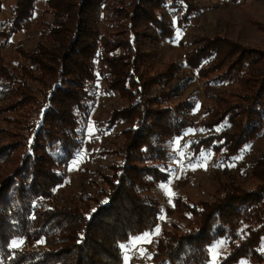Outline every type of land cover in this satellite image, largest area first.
Returning <instances> with one entry per match:
<instances>
[{
  "label": "trees",
  "instance_id": "1",
  "mask_svg": "<svg viewBox=\"0 0 264 264\" xmlns=\"http://www.w3.org/2000/svg\"><path fill=\"white\" fill-rule=\"evenodd\" d=\"M106 1L46 0L52 22L37 46L16 48L23 62L0 60V264H125L123 247L160 227L153 192L170 179L177 138L196 126H223L190 147L230 160L264 127V50L225 36L197 41L187 66L225 87L196 123L195 103L175 102L181 88L172 83L182 65H157L175 35L166 0ZM177 1L184 25L198 8ZM37 2L14 0L13 20L0 30L4 45L31 20ZM95 60L104 92L122 101L105 124L107 131L122 125L110 152L119 162L97 172L95 194L59 200L54 193L84 146ZM250 178L256 184L249 188L229 178L210 199L176 198L175 211L186 220L161 229L150 256L135 264H210L216 247L214 264H264V153ZM14 241L22 245L12 247Z\"/></svg>",
  "mask_w": 264,
  "mask_h": 264
},
{
  "label": "rangeland",
  "instance_id": "2",
  "mask_svg": "<svg viewBox=\"0 0 264 264\" xmlns=\"http://www.w3.org/2000/svg\"><path fill=\"white\" fill-rule=\"evenodd\" d=\"M111 1L113 0H107L105 4ZM191 1L198 8V12L191 15L184 25H179L178 19L184 14L185 8L177 0H166V12L174 22L175 35L163 44L157 65H182V70L172 83V86L181 88V95L175 102L193 101L195 108L191 118L197 123L202 120V111L211 105L212 98L223 94L225 84L202 79L197 70L187 66V53L198 47L199 39L216 36H225L249 48L264 50V0ZM2 3L0 30L13 20L14 0H3ZM46 8V0H38L33 17L24 24L22 30L13 34L5 45L0 39V60L7 65L23 62L16 48L31 50L37 46L43 33L48 30L47 24L52 22V18L45 14ZM103 14L104 5L101 10V26ZM95 67L98 80L91 87L94 104L83 126L84 146L77 158L71 162L64 184L54 193V198L59 200H76L82 193L95 194V179L99 180L97 172H107L108 165L119 162L118 156L110 152L121 142L119 133L122 125L107 131L105 124L110 114L122 106V101L117 95L104 92L103 81L98 73L99 60H95ZM4 123L1 115L0 125L4 126ZM223 129V126L213 130L196 126L185 131L170 145V151L174 155L170 179L153 192L161 202L160 227L146 237L134 239L138 242H131L127 247H123L125 264L140 263L148 258L155 247V238L160 230L168 228L174 221L186 220V216H180L175 211L176 198L187 202L210 199L229 178H234L245 188L256 184V181L250 178V168L264 153V127L257 137L230 160H225L221 154L214 151H201L199 154L192 152L190 146L193 142L219 134ZM20 245V241L12 243V247ZM220 252L221 247L212 249L210 264L215 263ZM239 264L249 263L242 261Z\"/></svg>",
  "mask_w": 264,
  "mask_h": 264
},
{
  "label": "crops",
  "instance_id": "3",
  "mask_svg": "<svg viewBox=\"0 0 264 264\" xmlns=\"http://www.w3.org/2000/svg\"><path fill=\"white\" fill-rule=\"evenodd\" d=\"M146 235H147V234L143 235L142 237H146ZM138 239H139V238H138ZM132 242H133V243H134V242L136 243V242H138V241L133 240Z\"/></svg>",
  "mask_w": 264,
  "mask_h": 264
}]
</instances>
